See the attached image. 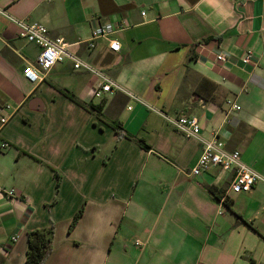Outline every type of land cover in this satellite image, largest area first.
<instances>
[{"label":"crops","instance_id":"crops-1","mask_svg":"<svg viewBox=\"0 0 264 264\" xmlns=\"http://www.w3.org/2000/svg\"><path fill=\"white\" fill-rule=\"evenodd\" d=\"M0 7L44 24L124 89L95 101L98 80L69 61L29 82L23 71L39 69V48L0 15V118L8 116L0 122V144H8L0 150V264H25L28 232L50 226L42 264H264V182L233 193L232 171L192 175L197 141L162 116H196L202 136L217 133L264 178V0H0ZM97 26L113 33L90 48Z\"/></svg>","mask_w":264,"mask_h":264},{"label":"built area","instance_id":"built-area-1","mask_svg":"<svg viewBox=\"0 0 264 264\" xmlns=\"http://www.w3.org/2000/svg\"><path fill=\"white\" fill-rule=\"evenodd\" d=\"M0 15L17 26L19 38L24 39L25 41L32 43L39 48L37 65L40 70L38 68L28 66L23 71L24 77L29 82L34 84L40 82L43 79L41 70L47 71L55 64L69 61L74 70L85 71L96 77L98 82L93 88L94 98H102L105 94L113 91L124 92V89L111 77L104 74L101 70L95 68L75 53L71 52L68 49V44L62 38L51 37L48 34V29L44 24L38 22H24L21 19H17L11 16L6 12V10L1 7ZM112 33L113 30L109 26H97L92 31V37L89 41L88 46L90 48H93L94 39L100 37L106 38ZM108 46L115 52L120 51V43L116 39H108ZM216 58L220 61L226 60L225 56L222 54L217 55ZM251 58V54L248 52L242 57L241 61L243 63H248L250 62ZM126 94L130 98L139 101L136 96L130 93ZM228 103L230 102L228 101ZM230 107L234 110L239 109V106L235 104H231ZM149 108L155 111L153 108ZM162 116L177 133L181 134L184 138L194 139L195 141H197L200 147V154L190 170V173L192 175H197L200 172L208 169L209 167H217L221 171H232L233 176L228 189L233 193L248 192L258 182H264V178L241 159L240 151L228 150L225 148L223 141L217 136V133H214L210 138L202 136L200 132L201 126L196 116ZM7 120L8 116H3L0 118V122L2 124ZM7 147L8 144L6 142H2L0 144V150H5ZM4 193H6L8 196H14L15 190H4ZM220 200L223 203L225 197L223 196ZM16 240V236L12 238L13 242H15ZM136 242L140 244L138 240Z\"/></svg>","mask_w":264,"mask_h":264},{"label":"trees","instance_id":"trees-1","mask_svg":"<svg viewBox=\"0 0 264 264\" xmlns=\"http://www.w3.org/2000/svg\"><path fill=\"white\" fill-rule=\"evenodd\" d=\"M145 148H149L148 145H144ZM211 193L217 200H220L223 192H216L215 189H211ZM231 201L226 198L224 200L225 206L229 207ZM83 208H80L72 218L69 224V230L76 224L78 218L82 214ZM53 232V226L48 229H36L28 232L27 235V245L28 249L26 252L25 264H42L46 256L49 254L52 248L51 235Z\"/></svg>","mask_w":264,"mask_h":264},{"label":"rangeland","instance_id":"rangeland-1","mask_svg":"<svg viewBox=\"0 0 264 264\" xmlns=\"http://www.w3.org/2000/svg\"><path fill=\"white\" fill-rule=\"evenodd\" d=\"M98 100V98H95V101H97Z\"/></svg>","mask_w":264,"mask_h":264}]
</instances>
